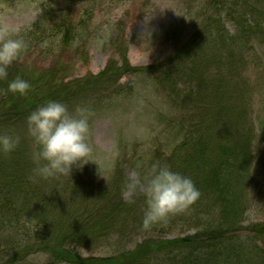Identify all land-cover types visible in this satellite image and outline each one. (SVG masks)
<instances>
[{
	"label": "trees",
	"instance_id": "obj_1",
	"mask_svg": "<svg viewBox=\"0 0 264 264\" xmlns=\"http://www.w3.org/2000/svg\"><path fill=\"white\" fill-rule=\"evenodd\" d=\"M70 1L55 9V0H48L36 19L19 29L28 43L22 59L34 52L63 57L86 41L92 14L103 0ZM194 2H187L188 39L152 66L128 63L122 35L107 40L109 58L94 76L69 81L59 62L32 69L20 59L9 66L0 89L17 75L31 87L26 95L0 94V132L21 136L13 152H0V264H44L33 262L40 255L47 264H264V224L243 226L260 137L244 74L261 62L253 46L264 38V0ZM178 24L189 26L184 18ZM134 74H144L175 107L174 113L162 111L159 100L160 135L142 150L132 144L108 181L74 166L69 177L29 181L34 145L26 132L27 114L48 100L69 108L82 103L99 112L109 99L133 94L121 80ZM157 161L191 177L201 194L188 210L145 227L143 191L131 203L122 197L124 171L129 167L142 180ZM111 234L145 237L133 249L108 256L80 252Z\"/></svg>",
	"mask_w": 264,
	"mask_h": 264
},
{
	"label": "rangeland",
	"instance_id": "obj_2",
	"mask_svg": "<svg viewBox=\"0 0 264 264\" xmlns=\"http://www.w3.org/2000/svg\"><path fill=\"white\" fill-rule=\"evenodd\" d=\"M48 0H0V27L20 29L33 22L39 15L43 5ZM195 0H103L93 12L90 28L85 35V45L68 50L63 57H52L47 54H36L21 58L25 67L32 69L48 68L60 63L66 66L64 76L67 80H75L97 75L105 67L109 58L105 46L107 40L115 35H122L125 44V58L132 67L152 66L165 61L188 39L191 32L188 18L189 4L195 6ZM53 8L59 9L61 2L70 0H55ZM80 4H77L79 6ZM85 6L88 5L84 3ZM75 7V6H74ZM81 16V11L75 7L73 11ZM194 14H191V20ZM184 18L188 27H181L178 22ZM232 31V27L227 24ZM261 44L253 46L256 56L261 62L259 68L248 67L245 76L248 77V87L251 92V108L259 130L258 148L253 160L252 170L254 184L250 189L249 206L244 216V227L252 224H264V38ZM258 65V64H256ZM28 69V68H27ZM122 83L131 88V96L109 99L105 108L94 111L90 118L88 142L93 151L79 170L88 173L95 172L98 179L108 181L113 174L118 159L126 161L127 154L134 148L132 144H140L138 150L149 146L152 138L160 135L159 115L156 111L159 100L162 111L175 112V107L165 101L162 92L144 74L126 75ZM181 83V86H186ZM166 102L164 105L163 102ZM167 141V137H162ZM120 148V150H119ZM118 151L120 153H118ZM94 161V162H93ZM75 167V166H74ZM77 169V167L75 168ZM85 178L94 180L91 176ZM126 185L122 193L124 199H129L127 185L136 177L134 170L125 167ZM139 180V179H138ZM84 182V180L82 179ZM85 183V182H84ZM142 192L139 183L132 196ZM174 235L173 233H167ZM151 235V234H150ZM111 234L105 240L90 247L91 250H80L83 255L108 256L123 249H133L145 236ZM34 263L47 264L46 256L40 255L33 259Z\"/></svg>",
	"mask_w": 264,
	"mask_h": 264
},
{
	"label": "clouds",
	"instance_id": "obj_3",
	"mask_svg": "<svg viewBox=\"0 0 264 264\" xmlns=\"http://www.w3.org/2000/svg\"><path fill=\"white\" fill-rule=\"evenodd\" d=\"M27 48L28 43L19 34V29L0 27V80L7 79L9 66L20 60ZM30 87L28 80L17 75L8 81L7 89H0V94L26 95ZM92 115V109L85 104L77 103L69 108L59 100H48L27 114L26 132L34 145L30 157L33 167L27 176L29 181L38 183L60 175L69 177L73 166L81 168L92 161L88 159L93 151L88 142ZM20 142L19 134L0 132V152L11 153ZM138 183L145 197V227L188 210L201 194L191 177L173 170L166 162L152 163L142 180L134 178L127 185L130 203Z\"/></svg>",
	"mask_w": 264,
	"mask_h": 264
}]
</instances>
